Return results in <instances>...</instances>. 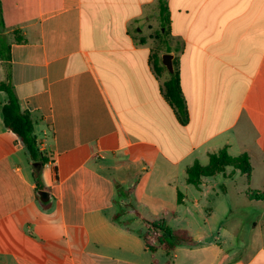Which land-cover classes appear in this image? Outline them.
I'll list each match as a JSON object with an SVG mask.
<instances>
[{"label": "crops", "instance_id": "crops-1", "mask_svg": "<svg viewBox=\"0 0 264 264\" xmlns=\"http://www.w3.org/2000/svg\"><path fill=\"white\" fill-rule=\"evenodd\" d=\"M1 2L10 56L0 57V86L31 114L48 162H33L7 128L0 88V264H153L146 221L171 228L181 188L193 194L187 169L225 148L250 158L249 179L223 173L246 178L247 214L230 206V222L217 226L224 238L211 245L183 229L196 244L177 247L173 264H264V209L255 213L264 204V0ZM157 49L175 57L185 125L165 97L167 75L153 70ZM206 181L194 186L203 197L216 187L205 192ZM257 192L262 200L251 199ZM221 244L236 256L206 257Z\"/></svg>", "mask_w": 264, "mask_h": 264}, {"label": "trees", "instance_id": "trees-1", "mask_svg": "<svg viewBox=\"0 0 264 264\" xmlns=\"http://www.w3.org/2000/svg\"><path fill=\"white\" fill-rule=\"evenodd\" d=\"M161 11L164 15L165 8L161 2ZM6 31V27L2 18V2L0 0V57L4 58V52L7 53V57L10 56V45H7L6 37L3 33ZM17 42H23L22 38H17ZM160 53L155 51L152 56V65L155 74L158 77L167 75V79L164 82L165 97L176 110L179 120L182 124H187L189 121V114L187 110V104L181 89L180 74L174 63L175 72L169 73L165 66L162 65ZM1 89L6 90L9 94V100L3 107V116L6 126L9 130L15 133L22 141V143L28 149L33 162H39L41 167L48 162L44 157V154L40 151L39 142L35 134L34 122L31 114L21 109L19 100L12 96L9 88L6 84L0 86ZM232 167L236 170H240L243 175L248 179L252 174V166L249 156L244 153L238 157H232L229 155L227 149H222L217 154L210 156V162L207 166H202L199 163H195L193 166L187 169V182L195 187H199L202 184L204 178H210L223 174L227 168ZM34 178L37 182V187L43 189V180L41 175V168L35 169L33 172ZM260 192L256 195H252L253 200H262V196H259ZM178 202L181 203V193H178ZM121 213L115 215V220L119 219ZM147 230L143 235L147 250L152 254L157 253L159 250L165 251L169 259L165 264H173V258L171 253L179 246H193L196 244L195 240L189 235L186 230L183 229H171L165 218L157 221H146ZM153 264H157L154 262Z\"/></svg>", "mask_w": 264, "mask_h": 264}, {"label": "rangeland", "instance_id": "rangeland-1", "mask_svg": "<svg viewBox=\"0 0 264 264\" xmlns=\"http://www.w3.org/2000/svg\"><path fill=\"white\" fill-rule=\"evenodd\" d=\"M156 51L158 52L159 50L157 49ZM228 170L231 171L233 168H228ZM205 183V192L207 191L206 189H208V185L216 184L215 189L211 190L207 197H203L194 186H191L193 192L191 195H188V193L181 188L185 197L184 204L178 208L176 215H173L171 211H168L167 218L171 228H188L194 236L200 237L203 242L211 245L214 244L215 237L224 238V232L221 229H217V226L225 222L226 219L228 220V223L230 222L231 217L228 215L230 206L233 208L234 213H236L237 216L241 215V218H243L244 214H247L248 208L243 206L238 195L243 189L246 190L245 188H247L248 185L245 177L237 179L234 183H231L230 179L226 178L223 174L213 178H207ZM225 187L233 190L229 198H225L222 194ZM217 195L219 196L217 197ZM195 198H198V204H195ZM259 205V208L255 211L256 214L264 209L263 203H260ZM209 216H211L210 220ZM206 251L207 258H212L214 254H218L219 259L229 254L236 256L234 246H225L223 244L216 245V248L208 246ZM151 255L152 263L156 262L157 264H164L167 261V256L164 251H159L157 254L155 253Z\"/></svg>", "mask_w": 264, "mask_h": 264}, {"label": "water", "instance_id": "water-1", "mask_svg": "<svg viewBox=\"0 0 264 264\" xmlns=\"http://www.w3.org/2000/svg\"><path fill=\"white\" fill-rule=\"evenodd\" d=\"M174 55L171 54H163L162 55V64L166 67L169 73L173 74L175 72L174 69ZM40 198L42 202H47L50 198V194L48 192H40Z\"/></svg>", "mask_w": 264, "mask_h": 264}]
</instances>
